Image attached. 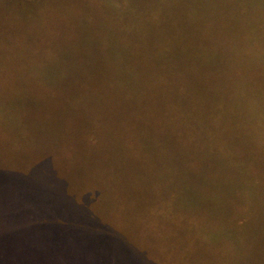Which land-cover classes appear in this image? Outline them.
Returning a JSON list of instances; mask_svg holds the SVG:
<instances>
[{
  "label": "rangeland",
  "instance_id": "1",
  "mask_svg": "<svg viewBox=\"0 0 264 264\" xmlns=\"http://www.w3.org/2000/svg\"><path fill=\"white\" fill-rule=\"evenodd\" d=\"M239 1L244 4L245 0ZM214 6L211 0H0V80L10 82L7 94L0 98L6 109L20 105L18 101L25 99L22 91L29 88L37 96L52 98L65 117L63 98L77 100L84 82L92 87L97 81V90L105 94L102 102L122 100V104L143 107L151 99L150 111L162 112L165 77L171 71L173 77L191 75L205 82L202 102L192 101L179 109L182 101L176 93V115L181 120L207 122L212 136L208 149L217 156L223 148L229 159L223 168L214 160L191 170L195 172L191 181L197 176L207 180L205 189L199 188L190 184L188 172L174 166L181 160L180 146L191 150L194 145L181 142L180 136L185 135L178 127L154 125L143 111L121 110L122 104L109 111L90 105L93 109L86 116L91 126L96 124L102 142L97 155L101 171L94 164L89 169L98 173L94 179L100 182L95 186L104 189L103 198L90 208L88 216L81 217L80 207L74 206L76 215L64 220L55 216L58 205L66 200L63 195H69L59 174L67 170V152L81 147L71 146L67 139L66 118L51 122L54 108L44 113L39 124L31 119L32 110L25 104L21 110L24 124L18 125L28 124L27 128L14 126L11 141L0 140V185L6 198L12 195L8 202L0 192V264H160L161 256L153 252L151 240L161 232L167 237L170 227L166 223L176 225L157 214L167 191L175 192L177 205L188 204L199 221L178 232L179 239L188 240L181 254L190 260L201 255L207 264H264V237L257 231L252 236L235 233V248L225 233L231 228L242 232L239 226L250 217L264 229V193L260 199L257 190H264V127L257 132L249 126L254 110L264 117V51L257 46L248 51L249 38L234 29L239 24ZM258 10L254 13L260 16ZM256 14L250 21H257ZM204 21L206 29L199 24ZM223 21L232 30L222 26L225 33L218 34L213 25ZM243 43L245 51L239 49ZM245 96L253 105L245 102ZM100 111L111 112L109 121L98 120ZM26 112L29 122L24 118ZM131 113L141 117L129 123L120 137ZM75 125L70 123L69 130ZM132 130L136 148L125 140ZM163 133L166 138L177 136L171 157L167 156L171 143L164 141ZM194 161L197 167L201 159ZM71 162L85 169L79 156L71 157ZM58 167L64 170L59 172ZM190 168L189 164L186 169ZM110 172L115 173V181L108 183L103 174ZM216 174L218 183L229 189L218 196ZM252 178L257 185L250 183ZM159 182H166L167 188L156 186V190ZM75 186L70 181L68 188ZM75 191L76 205L77 198L90 204L97 197L92 191ZM247 202H253L252 210L242 212L240 208L241 213L229 224L218 216ZM199 203L207 206V214L198 210ZM216 225L220 231L209 230ZM251 240L258 247L248 251L246 243ZM179 263L181 260L174 262Z\"/></svg>",
  "mask_w": 264,
  "mask_h": 264
},
{
  "label": "trees",
  "instance_id": "2",
  "mask_svg": "<svg viewBox=\"0 0 264 264\" xmlns=\"http://www.w3.org/2000/svg\"><path fill=\"white\" fill-rule=\"evenodd\" d=\"M239 2H240L239 0L238 1L211 0V3L215 4L214 7L216 9L222 11L224 14H226L227 17H231L232 20H235L236 23L239 24L234 29H238L242 31L243 34L245 35V38L246 37L249 38L247 42L248 49L244 45L245 43L241 45L239 44V49L241 51H245V47L248 51H252L254 50L253 47L255 46H257L258 49H261L262 51H264V48H263L264 47V17L261 16L264 13V0H259L260 4L258 3L257 0H245L244 4H241ZM228 5H230V7H228ZM228 8H231L232 10L229 9L228 11L227 10ZM256 8L259 9L258 12L260 16L254 13ZM242 11H246V14L244 15ZM238 14H243V15L241 17H237ZM254 14H256L255 16L257 17L256 22H252L249 19V17H252ZM246 15H249V16H246ZM199 24L205 29L208 28L207 26L208 24L206 21L199 22ZM214 24L215 25H213V30L218 31V34L225 33L221 29L222 26L227 27L229 31L232 30L227 26L226 21L215 22ZM235 42H236V39L234 41V44ZM180 53H183L182 48H180ZM166 58H169V57L166 56ZM171 72L169 73V77H165V79L167 80V88L163 87V89H164V93L167 92V94H166V99H163V102H162V104H166L162 112H160L156 108L153 109V111H150L151 99L147 101L146 104L143 105V107H141L139 103H137V105L131 102L129 104L128 103L122 104L123 102L122 100H118V102L111 101L109 103H106L105 101L102 102L100 98L101 96H105V94L97 90V87L99 86L97 81L94 82L92 87L89 86L87 82H84L86 85L80 92L77 100H74V98H71V99L63 98L62 106L64 107V110H65V114H66L65 117H61L60 111L58 109V104L55 103V101L52 98L45 97L43 95L37 96L33 94L29 90V88H25L24 91H22L24 93L23 96L25 97V99L24 100L20 99L18 102L21 104L18 105L15 109H11V110L6 109L2 100L0 99V140H5L7 142H10L11 140H10L9 135L14 134V131L12 129L14 126H17L19 130H23L27 128L25 125H28V124H25L22 127L18 125V124L23 123L21 120V118L23 117L21 110L23 108V105L25 106V104H27L29 105V108L32 110L31 119H33L34 122L39 123V124L42 123L43 121L44 113L49 112V110L54 108L55 111L52 116L51 122L53 118L55 119L56 117H59V119H61L62 121H64V119L66 118V122H64V124H66V130H67L66 134H68L69 132V136L67 139L70 140L71 146L79 145L81 147L78 150H71L67 152V157L69 159V162H66L67 170L65 173L59 174V177L61 178L63 185L67 187V191H66L67 194H69L73 198L70 199L69 195H63L62 198H64L65 196L66 200H64L63 203H60L57 209L55 210L56 217L60 215L62 216L64 220H66L68 218L70 219L71 215L75 216L76 213H74V206L80 207L81 217H86L88 216L90 212V208L94 206V204L95 205L99 204L97 203V201L103 198L104 189H102V187L100 186H95L97 182H100L99 180L94 179L95 176L96 177L98 176V173L94 171H90L89 169V166L94 164L97 167V169L100 170L97 155H98V146L100 144V141L102 142V138H99V135L95 129L96 126L94 125L96 124L91 126L86 116V112L92 110L93 108H98L99 110L101 108L104 111H107L108 109H110L111 107H113L115 104L118 103V105L122 104L123 109L121 110H126V108H132V111L136 109L140 113H142L143 111L144 115L148 116L150 121L153 122L154 125H159V126L161 125L164 128L165 125L168 124L169 127L172 129L178 127L179 131H181L183 135H185V136H180L181 142L191 144V145L192 143L194 144L192 145V148H190L191 150H186V149L184 150L180 146V152L182 151L181 160L178 158L180 161L179 164L174 165L175 168L177 167V169H179L180 171L189 173V177H190L189 182L192 180V178L195 175V172L193 173L191 170H195L196 168L201 167V166H206L208 163L214 160L220 161L222 164L221 165L222 168H223V165L227 163L226 160L228 161L229 159L225 157V150L223 148H221V151L220 153H218L217 156H215L212 153V150L208 149V144L210 141H212V136H211L210 129H208V126H206L207 122L203 121L202 123H197V122H191L185 119L181 120L176 115V109H175V105L173 102L175 99H177L176 93L180 94V99L182 101L180 102L181 106L179 107V109H182L185 105L190 104L192 101L200 104L202 102L201 93L204 90L205 82L200 81L191 75H187V76L182 75L181 77L179 76L173 77L170 75ZM14 82L16 81L13 79V83ZM7 84H10L9 80H6V79L0 80V98L3 97V95L7 94V92H5V90L9 87ZM175 88H178L179 91L177 92ZM245 102L253 105V102L251 101L250 97L245 96ZM90 105L93 106L92 109L89 108ZM247 110H250V109H247ZM254 111H256L257 113L256 115H254ZM254 111L253 113L251 112L252 115L250 116L249 126L254 131L258 132L261 128L264 127V117L262 116V113L260 111L258 110H254ZM107 115H109L110 117L112 114L111 112H101L100 111L98 120L102 122H106L107 120L109 121V118H107ZM260 116H262V119H257ZM140 117L141 116L138 113H131L129 121L121 129L120 137L125 131L124 128L127 125H129V123L131 122L135 123L134 121L136 120L138 122ZM24 118L26 119V121L29 122L30 116L28 115L27 112L24 114ZM72 122H75L76 125L75 127L70 128L69 130V124ZM72 129H74L73 134L71 133ZM10 131L13 133L11 134ZM134 135H135L134 130L128 131L125 136L126 137L125 140L131 141L132 146L136 148V145L138 142L135 143L136 140H135ZM163 136H164L165 142L171 143V147L169 148V150H167V156L171 157L173 155V146H172L173 142H178L177 136L173 137V135H168V138H166L164 133H163ZM168 139H171L172 141H169ZM155 146L158 147V145H155ZM2 152L3 151L0 147V156ZM150 155H148L147 158H149ZM211 155L213 157H211ZM78 156L84 163V166H83L85 168L84 170L82 168L74 167V165H72L71 157H78ZM196 158L201 159L200 165L197 167L194 164L195 162L194 159ZM204 158H206V160ZM142 160H143V156L140 155L139 163H141ZM189 164L191 165L190 170L186 169L187 167H189ZM58 168H59V172L61 170H64V168L62 167H58ZM214 170L216 172L220 171L216 167L214 168ZM76 174H80L78 178L75 177ZM210 174L212 176V173ZM103 176L107 178L108 183L115 181V173L113 172H110L108 174H103ZM258 176L260 175L257 174V177ZM203 178L205 177L197 176V179L191 181L190 184H193L199 188L205 189V186L203 184L206 183L207 180ZM208 178L210 179V177ZM214 178L216 179L215 188H216L217 196H218V193L223 194L229 191V189L227 187H224L221 184V182L218 183L219 179H218L217 174ZM70 181L76 183L75 188H68ZM252 182L253 183L256 182V185L258 184L257 180L254 178H252V180L250 181V183ZM113 184L114 182L112 183L111 186H113ZM156 186L164 188L166 187V182L164 184L160 182L155 183V188L157 190L158 188ZM59 187L62 188L63 186L59 185ZM75 190H77L79 193L81 191H83V193L85 192L89 193L90 191H92V193H95L97 195L96 197L97 200L94 197H92V202L89 204L88 201H84L81 198H77L79 199L77 200L79 205H76L74 203V201H76V199H74V195L76 194ZM257 190H258V197L261 199V197L263 196L262 193H264V190H262L261 188H257ZM201 191L205 192L204 190H201ZM0 192H2V196L4 197L6 201L9 202L10 200H12V195L9 196L8 198L5 197L1 185H0ZM174 193H170L169 191H167V193L164 196L163 201H161V204H160L162 208L157 214L162 215L164 221L169 220L171 222L176 223V225L166 223V225L167 226L169 225L168 227H170V231L168 232L167 237L165 239L162 237L163 232L160 233L161 236L155 235L154 240H151L152 250L153 252L156 251L157 253L160 254L161 256L160 264L161 263L162 264H174V262L177 260H181V263L179 264H207L209 261L203 258L201 255L196 260H190L185 254L180 253L183 250V247L188 243V240L183 237V233H182L183 239H179L178 232H180L182 228L186 230V228L187 229L193 228V225L197 226L199 221L193 218L192 211L190 210V206L188 204L185 203L182 205L180 204L177 205L175 203L176 197ZM122 196L123 195H121V198ZM121 203H123V198L121 199ZM197 205L199 207L198 210L201 211L203 215L207 214V211H209V209L204 203H199ZM83 206L87 207V210H88L87 212H85V208H83ZM252 207H253V202H247L243 205L234 207L226 215L222 211L218 216L222 217V220H224L227 224H229L228 221H230L231 219H235V217L241 213L240 208H242V212H243V211H248L249 209L252 210ZM52 209H53V205L51 207V210ZM83 211L85 213H83ZM236 212L238 213L235 214ZM215 218L217 219V216H215ZM0 227H1V224H0ZM49 227L51 231L52 227L51 226ZM203 227H206V226H203ZM219 227L220 225H216V227L210 226L209 230L220 231ZM56 228H57V225H54L53 229H56ZM239 228L240 229L243 228L244 230L241 232L240 230L235 228L234 229L235 231H233L231 230L233 228H231L230 230L234 232V234L228 229L225 231V233L228 235V240L231 239V243H233L232 246L234 248L236 247L235 243L233 242V239L236 238L235 233H241L247 236H252L257 231L260 237H264V229H261L258 226L257 221L251 217L248 222L244 223V225L239 226ZM157 231L158 229H155V226H154L153 232L157 233ZM138 234L141 235L140 233ZM80 236L84 238L83 233H80ZM185 237H186V234H185ZM257 247H258L257 243L253 240L246 243V249L248 251H251L253 249L255 250V248Z\"/></svg>",
  "mask_w": 264,
  "mask_h": 264
}]
</instances>
